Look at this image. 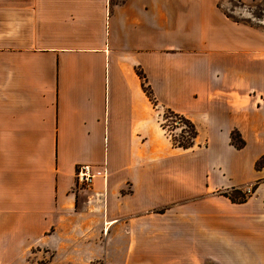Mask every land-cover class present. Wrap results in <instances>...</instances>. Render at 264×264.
I'll return each mask as SVG.
<instances>
[{
  "label": "crops",
  "instance_id": "obj_1",
  "mask_svg": "<svg viewBox=\"0 0 264 264\" xmlns=\"http://www.w3.org/2000/svg\"><path fill=\"white\" fill-rule=\"evenodd\" d=\"M186 4L200 38L170 0H0V239L19 253L88 264L58 254L93 206L76 166L106 163L84 188L103 193L104 264H264V28ZM159 106L207 144H158ZM250 184L244 202L219 194Z\"/></svg>",
  "mask_w": 264,
  "mask_h": 264
},
{
  "label": "rangeland",
  "instance_id": "obj_2",
  "mask_svg": "<svg viewBox=\"0 0 264 264\" xmlns=\"http://www.w3.org/2000/svg\"><path fill=\"white\" fill-rule=\"evenodd\" d=\"M178 0H170V9L174 11V22L176 24V18H178L179 26L182 28L180 30L183 35H186L187 38L194 39L197 37L203 36V30L201 29V14L199 15V10L194 8L192 11L193 14L188 13L189 4L186 5H177ZM201 7L205 10H210L212 6V1L215 2L216 8L220 10L227 18L233 21H238L240 23L253 25L258 28H264V0H200ZM197 12V13H196ZM189 15V16H188ZM189 20L191 22H189ZM178 26V27H179ZM179 41L180 38L177 36ZM146 87V85H145ZM147 89V88H146ZM148 93L151 95L152 103H156L154 97L152 96L151 92ZM169 93V92H168ZM168 93L166 96H168ZM159 117H158V127H159V140L158 144L165 145L166 143H170V153L174 152V154H181L183 149L179 145H190L191 150H197V148L202 147L207 144L205 140V136L202 133V128L200 125H196L193 121L189 118L185 117L180 112H176L170 108H161L159 106ZM189 119L191 123L186 122V119ZM195 148V149H194ZM189 150V151H191ZM162 152V151H160ZM230 155L226 158L230 160ZM88 164V163H85ZM79 165V164H78ZM77 165V166H78ZM93 165V164H91ZM76 166V167H77ZM95 167L101 168L105 167L106 163L101 165H93ZM98 179V178H97ZM95 182V181H94ZM259 181L256 180V183ZM254 183V184H256ZM77 184V183H76ZM94 184V183H93ZM92 184V185H93ZM254 184L244 185L242 188L234 189H221L219 191L220 195H225L227 197H231L232 199L236 200L237 202H241L239 199H242L245 195L250 196L255 188ZM84 188L87 189L88 187L75 185L74 192L77 193H84L80 198V201H84V204H90L89 208H83L79 215V227L77 232L73 233L74 237L65 240L64 247L65 250L61 254H58V259L66 260L67 257L70 255L72 260H75L80 263H88V264H104L103 260L100 255L97 254L98 249L102 247L103 242V229L102 223H97L95 221V217H98L101 212L100 210H96V204L100 205L103 200V193L97 192L93 195V198L90 197L91 193H89V197L87 196L88 193L84 191ZM82 191V192H81ZM130 191L129 189L124 190ZM241 193H238V192ZM93 207V209H92ZM171 207V206H170ZM95 229V231H94ZM20 244L18 241L15 240H6L0 239V264H49L50 262L58 261L56 259V251L47 249L46 247H42L40 245H36L31 248V250L22 253H19L18 250ZM73 247V249H70ZM65 251L72 253L71 254L64 253ZM203 264H215L212 259L206 258L203 261Z\"/></svg>",
  "mask_w": 264,
  "mask_h": 264
},
{
  "label": "built area",
  "instance_id": "obj_3",
  "mask_svg": "<svg viewBox=\"0 0 264 264\" xmlns=\"http://www.w3.org/2000/svg\"><path fill=\"white\" fill-rule=\"evenodd\" d=\"M97 178L107 179V167H95L91 164H79L75 169V179L79 186L91 187Z\"/></svg>",
  "mask_w": 264,
  "mask_h": 264
},
{
  "label": "trees",
  "instance_id": "obj_4",
  "mask_svg": "<svg viewBox=\"0 0 264 264\" xmlns=\"http://www.w3.org/2000/svg\"><path fill=\"white\" fill-rule=\"evenodd\" d=\"M144 90H145V92L147 93V95L151 98V95L148 93V90L146 89V87H145V85H144ZM170 110V109H169ZM171 111V110H170ZM172 112V111H171ZM186 119V122H189V123H191L192 124V122L189 120V119H187V118H185ZM193 125V124H192ZM193 127H194V125H193ZM237 144V143H236ZM241 145H243V144H241ZM180 147H182V148H190V145H183V144H180L179 145ZM264 165V156L263 157H261L257 162H256V167L257 168H259V167H261V166H263ZM254 189V188H253ZM235 190H237V189H235ZM238 191V190H237ZM238 193H241L240 191L238 192ZM241 196H243L242 197V199H239L241 202H244V201H246V199H247V197L245 196V195H241ZM231 198V197H230ZM232 199V198H231ZM233 201H236V200H234V199H232Z\"/></svg>",
  "mask_w": 264,
  "mask_h": 264
}]
</instances>
